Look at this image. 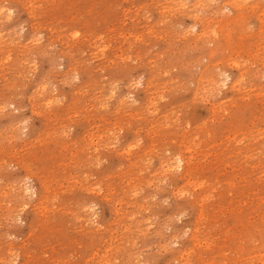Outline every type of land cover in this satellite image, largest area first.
I'll use <instances>...</instances> for the list:
<instances>
[{
  "label": "rangeland",
  "instance_id": "374dc122",
  "mask_svg": "<svg viewBox=\"0 0 264 264\" xmlns=\"http://www.w3.org/2000/svg\"><path fill=\"white\" fill-rule=\"evenodd\" d=\"M212 1L0 0V264H264V0Z\"/></svg>",
  "mask_w": 264,
  "mask_h": 264
},
{
  "label": "bare ground",
  "instance_id": "6f19581e",
  "mask_svg": "<svg viewBox=\"0 0 264 264\" xmlns=\"http://www.w3.org/2000/svg\"><path fill=\"white\" fill-rule=\"evenodd\" d=\"M168 1H170V0H168ZM207 1V0H206ZM212 1V0H211ZM232 1V0H231ZM234 1V0H233ZM236 1V0H235ZM213 2V1H212ZM230 2V1H229ZM243 2V1H242ZM182 3H183V1H182ZM198 3V2H197ZM200 3V2H199ZM228 3V2H227ZM236 3V2H235ZM235 3H233V4H235ZM185 5V4H184ZM183 5V6H184ZM194 5H196V4H194ZM198 5V4H197ZM196 5V6H197ZM193 6V5H192ZM179 7V6H178ZM185 7H186V5H185ZM201 7V6H200ZM205 7V6H204ZM226 7V6H225ZM235 7V6H234ZM237 8V6L235 7V9ZM168 9V8H167ZM173 9H175V8H173ZM189 9V8H188ZM187 9V10H188ZM199 9V8H198ZM202 9V8H201ZM163 11V10H162ZM8 12H9V10H8ZM8 12L7 11H5L4 12V15H8ZM173 12H175V11H173ZM10 13V12H9ZM194 13H196V12H194ZM199 13V12H198ZM201 13V12H200ZM197 14V13H196ZM260 15H262V14H260ZM241 17V16H240ZM235 18V17H234ZM239 19V18H238ZM166 20V19H165ZM258 20V19H257ZM264 26V25H263ZM262 29H264V28H262ZM208 34V33H207ZM263 36H264V34H262ZM73 37V36H72ZM264 39V38H263ZM37 42H39V41H37ZM104 48V47H103ZM234 63V65L233 66H235V62H233ZM237 64V66H238V63H236ZM217 70V69H216ZM240 72V71H239ZM240 76H241V74H239ZM226 77L227 76H224L222 79H221V83H220V85L219 86H223L224 84H225V82H224V80H226ZM228 78V77H227ZM229 79V78H228ZM242 80V79H241ZM216 85V84H215ZM46 86V85H45ZM230 88H232V87H234V83H232L230 86H229ZM224 88V87H223ZM42 89H44V87L42 88ZM213 91V90H212ZM53 93H54V91H53ZM40 96V95H39ZM127 97V96H126ZM149 101V100H148ZM5 106V105H4ZM12 106V105H11ZM47 106V105H46ZM1 107H2V105H1ZM0 107V108H1ZM103 107V106H102ZM101 108V107H100ZM3 109L4 108H2L1 110L3 111ZM150 111V110H149ZM21 124V123H20ZM97 125V124H96ZM113 127V126H112ZM24 130V129H23ZM121 131V130H120ZM112 132H114V131H112ZM120 133V132H119ZM63 134V133H62ZM91 134V133H90ZM113 135V134H112ZM111 135V136H112ZM98 136V135H97ZM97 138V137H96ZM70 143V142H69ZM191 143H192V141H191ZM132 145V144H131ZM130 145V146H131ZM128 147V146H127ZM132 147H133V145H132ZM100 148V147H99ZM128 149V148H127ZM130 149V148H129ZM132 149V148H131ZM95 150H96V148H95ZM166 152V151H165ZM89 155V154H88ZM176 156H178V155H176ZM173 158V157H172ZM171 160V159H170ZM96 162V161H95ZM96 164H97V162H96ZM97 166V165H96ZM166 166L167 167H169V166H171V164H169V163H166ZM173 167H174V169H181L182 167H183V165H182V159L181 158H178V159H175V162L173 163ZM173 169V168H172ZM173 169V170H174ZM23 182V181H22ZM42 184V183H41ZM198 184V183H197ZM19 185V184H18ZM199 185V184H198ZM87 186V185H86ZM28 185H23L22 186V188H21V191L22 192H25L26 193V191H28ZM99 191V190H98ZM88 192V191H87ZM177 193V192H176ZM180 196V195H179ZM128 198V197H127ZM143 200V199H142ZM128 204V203H127ZM133 205V204H132ZM119 206V205H118ZM26 207V206H25ZM24 208V207H23ZM21 209V208H20ZM43 210H44V208H43ZM120 213V212H119ZM86 214V213H85ZM149 218V217H148ZM18 219H19V217H18ZM76 219V218H75ZM146 220V219H145ZM17 221V220H16ZM139 221V220H138ZM19 222V221H18ZM111 222V221H110ZM86 223V222H85ZM125 227V226H124ZM129 227V226H128ZM144 228H145V226H143ZM141 228V227H140ZM81 229V228H80ZM128 229V228H127ZM133 229H136V228H133ZM79 230V229H78ZM137 230V229H136ZM140 230V229H139ZM114 231V230H113ZM157 230H155V232H156ZM145 232V231H144ZM195 232V231H194ZM28 234H29V232H28ZM32 234V233H31ZM111 234V233H110ZM195 235V234H194ZM118 237V236H117ZM197 238V237H196ZM194 239V238H193ZM198 239V238H197ZM196 239V240H197ZM134 240V239H133ZM119 241H121V240H119ZM194 242V241H193ZM193 244V243H192ZM197 244V243H196ZM194 245V244H193ZM197 245H199V244H197ZM110 246V245H109ZM165 246V245H164ZM165 250V249H164ZM191 250V249H190ZM188 252V251H187ZM7 253V252H6ZM17 253V252H16ZM93 253V252H92ZM91 253V256L93 255ZM182 253H183V251H182ZM9 254H11V253H9ZM96 254V253H95ZM102 255V254H101ZM133 255H135V254H133ZM264 255V254H263ZM28 256V255H27ZM104 256H105V254H104ZM14 257V256H13ZM251 257V256H250ZM10 258H12V257H10ZM10 258H8V259H10ZM186 258V257H185ZM261 258H263V257H261ZM187 259V258H186ZM258 259H260L259 257H258ZM114 260V259H113ZM175 261V260H174ZM185 261V260H184ZM259 261V260H258ZM261 261H263V260H261ZM116 262V261H115ZM134 262V261H133ZM137 262V261H136ZM183 262V261H182ZM106 264H108L107 262H105ZM13 264V263H12ZM99 264V263H98Z\"/></svg>",
  "mask_w": 264,
  "mask_h": 264
}]
</instances>
